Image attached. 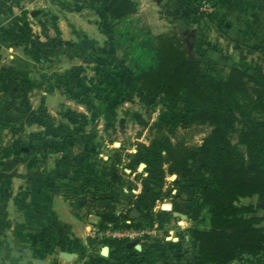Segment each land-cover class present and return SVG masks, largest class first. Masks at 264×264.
<instances>
[{
	"label": "rangeland",
	"instance_id": "obj_1",
	"mask_svg": "<svg viewBox=\"0 0 264 264\" xmlns=\"http://www.w3.org/2000/svg\"><path fill=\"white\" fill-rule=\"evenodd\" d=\"M192 2L190 0L187 4H179L182 8L178 6L180 12L176 15L179 16L186 11L180 18L173 14V10L163 12L160 5L156 8L153 4L156 10L149 15L144 13L134 16L126 24H109L107 38L110 39H107L109 42L106 44L105 40L100 39L101 35L91 28L86 34L71 33L72 24L76 30L81 29L76 21L98 25L99 22L103 23V19L99 18L75 21L70 18H59L57 24L61 33L56 36L57 38L48 28L52 21L45 19L43 21L45 29L43 32L40 31L39 27H36V19L30 15L40 7L39 0L32 3L26 1L24 7L28 8V17L20 19L13 17L10 22L4 23L0 30V43L11 44L13 48L11 51H1L3 56H0V65L5 63L9 55L17 54V48L21 44L43 41L53 46L51 49L41 50L30 47L31 50L28 52L34 59L35 66H40L38 62L40 58L53 59V63H49L47 69L42 72L47 77L42 74L40 78L36 76L34 81L44 86L50 81L58 85L59 89L67 90V97L60 95L53 100H47L46 106L53 110L57 108L58 112L53 114V119L60 123H66L68 119L69 122L83 126L85 130L81 132L89 133V135L82 133L78 137V132L74 134L75 130L70 133L60 130L58 139L65 136H77L75 137L77 139L69 140L70 147L67 151L64 146L58 144V140L43 151L46 155H52L58 184L69 188L56 189L55 197L54 189H50L47 197H53L52 201L60 211L64 209L65 201L69 205L65 210L66 214L70 212L69 214L76 218L74 223L70 222V218L64 219L63 222L70 226L76 239L85 243L77 248L80 258L76 264H99L94 257H98L101 247L105 246L103 244L105 241H123L108 238L104 229L99 228V213L108 206V202L106 201L104 207H97L98 202L95 200L97 189L106 190L108 186L106 193H110L111 197H115L113 195L117 192L118 202L112 204L117 215L133 209L129 202H137L142 210H146L149 203L153 204V213L163 209V205L173 202L177 204L176 211L184 212L183 204L188 200L190 193L189 182H178L173 185L174 176H167L163 179L160 191L158 190V182L161 179L160 142L170 139L174 143L183 142L188 146H196L209 132L207 127H178L173 134H169V121L173 117L182 116L187 108L160 99H147L144 96L139 87L132 82L127 63L114 47V37L111 35L114 36L115 28L118 30L129 28L130 33L139 36L148 32L154 35L174 31L188 48L189 54L200 59L205 72L225 76L228 73V61L246 66L259 65L264 71V0H212L215 7L212 14L201 12L200 0H194L196 18L192 17L193 15L188 16L185 9L187 7L193 12ZM207 49L215 52L213 60L206 56ZM11 80L14 86L21 82L15 74L11 76ZM33 90L37 91L36 88ZM13 91L14 87L11 92ZM40 92L41 90H38L31 96L32 105L43 103ZM12 96L9 94V98L2 101V108L14 106V95ZM64 106L70 109L69 114L64 112ZM112 106L115 109L108 112L106 119L101 118V111ZM33 149L35 148L32 147L29 151ZM240 149L243 150V147ZM89 151H94L93 156ZM115 152L120 155L122 162L117 171L120 180L113 183L110 179L109 158ZM198 166V163L194 164V167ZM59 190L67 191L71 196L72 206ZM241 203L256 205L257 201L252 198L242 200ZM172 209V217L162 229L155 224L142 228L153 232L143 241L163 239L166 242H174L169 247L166 261L168 264H186V254L183 251L186 243L181 241V236L187 239L185 231L191 223L186 221L187 219L174 217L175 211ZM133 211L135 210H131V216ZM258 213L264 217L263 206ZM86 225L90 227L85 231ZM89 240L94 244L90 245ZM136 246L140 247V242H137ZM129 259L131 257L127 258ZM56 261L54 264H64ZM130 264H136V261Z\"/></svg>",
	"mask_w": 264,
	"mask_h": 264
},
{
	"label": "trees",
	"instance_id": "obj_2",
	"mask_svg": "<svg viewBox=\"0 0 264 264\" xmlns=\"http://www.w3.org/2000/svg\"><path fill=\"white\" fill-rule=\"evenodd\" d=\"M89 1L98 4L114 24H126L139 8L137 0ZM192 1L193 12L189 9L188 16L196 18V7ZM113 37L114 47L127 63L132 82L147 99H160L187 108L182 116L169 121V134L178 127L209 128L196 146L174 143L170 139L160 142L161 179L158 190L167 176L175 177L173 185L189 182L190 193L183 204L186 208L183 213L191 225L185 231L187 239L181 236V241L186 243L182 249L186 254V264L194 261L202 264H264V218L258 215L264 203L262 67L228 61L225 76L205 72L200 59L189 54L174 31L154 35L148 32L139 36L130 33L129 28H115ZM206 56L213 60L215 52L207 49ZM114 109V106L107 107L101 112L108 113ZM75 137L65 136L57 142L67 151L70 147L68 140H76ZM54 142H43L42 149ZM21 149L22 146L14 145L0 151V156L8 158ZM30 152L41 157L43 162L47 159L42 151L39 154L36 149ZM89 153L93 156L94 151ZM121 162L116 152L109 158L113 183L120 180L117 171ZM195 163L199 166L194 167ZM58 182V179L54 181L53 189H69ZM103 184L106 185L105 182ZM107 188L97 189L95 193L96 202H108V206L99 213L101 229L110 226L114 229H142L154 224L162 229L172 217L170 205L163 207L166 210L159 209L153 213V204L149 203L147 209L142 210L137 202L128 204H132L131 210H136L139 216L132 217L131 210L117 215L112 204L118 202V194L116 192L115 197H111L106 193ZM59 192L72 206L67 191ZM252 198L256 199V205L241 203ZM172 206L176 211L177 204L172 202ZM128 221L131 223L127 224ZM89 244L94 243L89 240ZM103 244L114 249L120 261L132 252L129 257L141 264H168L169 247L174 242L144 240L140 242V251L128 249L126 241H105Z\"/></svg>",
	"mask_w": 264,
	"mask_h": 264
},
{
	"label": "crops",
	"instance_id": "obj_3",
	"mask_svg": "<svg viewBox=\"0 0 264 264\" xmlns=\"http://www.w3.org/2000/svg\"><path fill=\"white\" fill-rule=\"evenodd\" d=\"M26 1L32 3L38 0H0V30L13 17L19 19L28 17V8L24 7ZM39 1H41L40 7H37L36 11H33L30 15L36 19V27H39L40 31L43 32L45 29L43 26L45 19L52 21L51 26L48 28L56 37L61 33L59 24H57L59 18H70L74 21L75 19L99 18L103 19V23L99 22L98 25L76 21L81 29L76 30L75 25L72 24L71 33L86 34L89 33L91 28L101 35L100 39L105 40V44L109 42L107 40L110 39L107 38L110 31L109 24L113 23L98 4H93L89 0ZM189 1L137 0L139 8L134 16L144 13L149 15L155 9L153 4L156 8L160 5L163 12L164 10H173V14L177 16L176 14L180 12L179 7L182 8V5L179 4H187ZM185 9L189 10L187 7ZM185 12L177 17L184 16ZM2 20L4 22H1ZM65 30H68L67 27ZM111 37L113 38L112 35ZM36 43L19 45L17 48L18 53L9 55L5 63L0 65V151L14 145L22 146L20 152H14L8 158L0 156V264H34L36 260L41 261V264H54L57 262L56 260L64 264H76V261L80 258L77 248L79 245L82 246L84 242L76 239L70 230V226L63 223L66 218L68 220L70 218V222L74 223L76 218L73 214H69L70 212L66 214L65 210L69 208V205L64 200V209L62 208L60 211L52 201L53 197H47L48 191L53 189V183L57 177V171L54 170L56 165H53L54 161L51 160L52 155L47 154V159L43 162L41 157L34 155L29 149L33 147L39 154V151H44L42 149L43 142L47 144L49 141H56L60 130H66L69 133L75 130L74 134L76 135L78 132L77 136L79 137L84 133L81 131L85 128L83 129V126L74 122H69L68 119L66 123H60L53 119V114H56L58 110L56 108L54 109L56 111H54L53 108L46 106L45 101L53 100L60 95L67 97V90L59 89L58 85L50 81L46 82V86L34 81L36 76L40 78L42 74L47 77L42 72L47 69L49 63H53V59L44 60L40 58L38 60L40 66H35L34 59L28 52L31 50L30 47L35 50L53 48L47 42ZM12 49L11 44L0 43V52L3 50L11 51ZM0 56H3L2 52ZM13 74L21 79V82H15V86L12 85L11 80ZM12 87H14L13 92H11ZM34 88L37 91H34ZM38 90H41L40 96H42L43 103H38L35 106L32 105L31 96L37 93ZM9 94L10 97L14 95L13 104L14 102L15 104L14 106L2 108V101L8 99ZM63 109L64 112L69 114L70 109L65 106ZM107 115L108 113L101 112L100 117L106 119ZM86 134L89 135L87 132L84 133V135ZM53 191L54 197L57 196V190L54 189ZM169 205V210H171L172 204ZM167 206L163 205V207ZM180 211L175 212L184 215ZM258 215L262 216L259 213ZM89 227L86 225L84 230H88ZM133 249L140 251L136 248ZM109 250L108 257H102L99 252L98 257H94L96 263L130 264L136 261V264H141L133 258L127 260L132 252L123 261H120V256L115 254V250L110 248ZM61 253L74 256L70 261H67L61 257ZM191 264L202 263L194 261Z\"/></svg>",
	"mask_w": 264,
	"mask_h": 264
},
{
	"label": "built area",
	"instance_id": "obj_4",
	"mask_svg": "<svg viewBox=\"0 0 264 264\" xmlns=\"http://www.w3.org/2000/svg\"><path fill=\"white\" fill-rule=\"evenodd\" d=\"M199 10L205 14L214 13L215 7L213 5L212 0H200ZM104 231L108 238H112L115 240H123L126 242H141L145 237L149 236L150 234H153L152 231H149L147 229L122 230L114 229L111 226L105 228Z\"/></svg>",
	"mask_w": 264,
	"mask_h": 264
},
{
	"label": "water",
	"instance_id": "obj_5",
	"mask_svg": "<svg viewBox=\"0 0 264 264\" xmlns=\"http://www.w3.org/2000/svg\"><path fill=\"white\" fill-rule=\"evenodd\" d=\"M106 204H107V203H106L105 201H99V202L97 203V207H98V208H99V207L101 208V207H104ZM261 206H264V203H262ZM163 210H166V209L163 208ZM132 216H139V213L135 210V211L132 212ZM173 216H174V217H180L181 219H187V217H186L185 215L180 214V213H177V212H173ZM136 244H137L136 241H134V242H129V243L126 244V247H127L128 249H130V248H134V247H135L137 250H140V247H139V246H136ZM109 252H110L109 247H108V246H103V247L101 248V250H100V255H101L102 257H108ZM73 256H74V255H72V254L61 253V257H63V258L66 259L67 261H70V260L72 259ZM41 263H42V262L39 261V260H36V261L34 262V264H41Z\"/></svg>",
	"mask_w": 264,
	"mask_h": 264
}]
</instances>
